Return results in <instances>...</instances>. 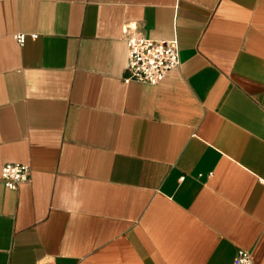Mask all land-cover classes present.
<instances>
[{
  "label": "crops",
  "instance_id": "obj_1",
  "mask_svg": "<svg viewBox=\"0 0 264 264\" xmlns=\"http://www.w3.org/2000/svg\"><path fill=\"white\" fill-rule=\"evenodd\" d=\"M128 29L176 38L179 68L125 82ZM240 249L264 264V0H0V264Z\"/></svg>",
  "mask_w": 264,
  "mask_h": 264
},
{
  "label": "built area",
  "instance_id": "obj_2",
  "mask_svg": "<svg viewBox=\"0 0 264 264\" xmlns=\"http://www.w3.org/2000/svg\"><path fill=\"white\" fill-rule=\"evenodd\" d=\"M32 37H37L32 35ZM23 45L27 34L20 33L15 36ZM128 47V65L124 80L156 85L160 83L173 70L181 65V54L178 40H155L144 36L132 29L125 31ZM31 167L24 164H6L1 173V181L11 189L31 179ZM235 264H255L252 252L240 249Z\"/></svg>",
  "mask_w": 264,
  "mask_h": 264
}]
</instances>
